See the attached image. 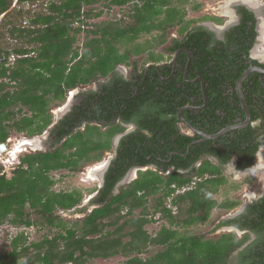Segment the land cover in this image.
<instances>
[{
  "label": "trees",
  "instance_id": "obj_1",
  "mask_svg": "<svg viewBox=\"0 0 264 264\" xmlns=\"http://www.w3.org/2000/svg\"><path fill=\"white\" fill-rule=\"evenodd\" d=\"M100 1L0 0V52L7 58L18 57L15 64L0 66V144H8L11 134L42 135L53 122V103H63L68 92L109 76L120 65L129 66L131 56L151 48V43L146 42L121 52L123 42L133 43L143 34L157 32V44L161 45L166 42L167 30L176 27L183 38H174L166 49L170 60L151 52L144 62L165 63L157 66V71L151 69L146 80L150 85L152 77H157V90L146 89L142 112L145 121L140 124L147 132L141 141L132 140V135L124 139L103 187L93 191L98 192L90 201L94 209L78 208L83 203L79 190L54 191L56 182L51 173H77L85 165L101 161V153L111 147L115 134L124 131L122 127L109 130L105 140L99 127L88 125L85 131L74 132L79 122L78 109L74 107L54 128L57 144L65 138L62 145L48 152L22 155L15 170L4 175L0 166V225L9 222L30 228L34 213L51 231L55 230L52 237L34 243H28L24 232L19 233L12 239L11 249L0 253V264H87L117 256L126 257L125 264H228L248 236L239 240L234 233H228L205 240L185 236L180 229L208 221L215 209L232 210L240 205L228 200L219 203L212 196L228 185L223 165L234 160L235 167L245 171L254 163L261 146L259 138L264 136V74L252 73L243 83L252 116V123L246 128L200 141L197 133L191 136L181 132L178 111L186 105L201 107L197 111L185 110L182 116L209 135L246 119L236 85L250 67V52L257 36L254 15L242 8L241 25L230 30L225 41H219L204 27L192 30L198 19H189L187 9L198 13L203 7L199 0H103L111 7L132 4L133 14L128 21L89 25L88 20L100 18L103 13L84 8ZM203 20L221 22L215 17ZM82 33H87V40L80 49L77 42ZM182 48L191 54L187 80L200 76L205 85L204 108L201 82L190 84L182 71L173 74L172 66L166 65ZM188 57L186 52L178 56L182 70ZM253 63L259 65L256 60ZM113 92L119 90L105 88L98 96V107L112 103ZM92 97L87 92L84 98L85 120L90 118ZM118 107L123 109L124 105L120 102ZM107 110H99L96 119L109 122ZM119 115L131 119L123 112ZM127 139L131 140L128 144ZM213 157L219 165L211 161ZM200 160L201 165L196 167ZM152 165L157 170H141L137 178L116 189L130 169ZM151 200L158 219L157 215L153 220L148 214ZM75 208L83 218L69 224L60 212ZM136 211L140 212L137 216ZM162 220L168 225L164 223L152 236L146 227ZM232 222L264 233V198L227 223ZM259 244L242 253L247 264H264V244ZM151 247L160 250L142 259L140 255Z\"/></svg>",
  "mask_w": 264,
  "mask_h": 264
},
{
  "label": "flooded vegetation",
  "instance_id": "obj_2",
  "mask_svg": "<svg viewBox=\"0 0 264 264\" xmlns=\"http://www.w3.org/2000/svg\"><path fill=\"white\" fill-rule=\"evenodd\" d=\"M229 4L232 5V6H230V5L229 6L231 7V9H233L234 12L230 10L226 13H228L230 15V17L234 16L233 18H235V21H233V18L231 19L228 16H225L229 19V20H227V22L225 24H223L224 22L219 24L217 21L211 22V21L207 20V21H203V22H197L196 24H194L192 26V30L195 28H198V27H204L215 35L216 40L225 41L227 33L230 30L234 29L235 27L241 25L242 20H243V14L241 12V9L242 8L247 9L248 11L253 13V15H254L255 31L257 33V36L255 38V44H254V46L250 52V59H251L250 60V67L258 66V67L264 68V53L262 54V52H260L258 50V48H259L258 46L260 45L261 40L263 39V36H264V32H262V29L264 31V18L260 17V16L264 17V6L261 8L259 6V3L257 2V0H238V1L237 0H233V1L230 0ZM217 19H220V18H217ZM248 23H249V26H252L251 21ZM222 25H223V27L220 28V26H222ZM178 37L179 38H177V39H179V40L183 39L179 35H178ZM182 52H186L189 55L188 60H187V64H186V68L184 70H182V68H184V67H182V64L178 61V56ZM17 58L18 57L15 55H11L9 58H7L5 53L0 52V66L3 63H6V66H9L10 64L13 65V64H15ZM190 59H191V54H190L189 50H187L186 48H182L174 54L173 60L166 63V65L170 64V66H172V73L173 74H175L179 71L180 72L182 71L184 73V80L190 84L197 83L198 81H200L201 82V90H202V85L204 83H202L203 80L201 79L200 76L192 78L190 80H187L188 73L190 71V67H189L190 66ZM253 60H256L259 63V65H255L253 63ZM157 66H165V63H161L159 65H157L155 63L144 64V62L141 60L140 61L130 60L129 66L120 65L109 76H107L105 78H101L98 81H95L94 83L90 84V85H92L91 87H88V86H90V85H88V86H86V89H81V90L79 89L80 91H78V94H76L74 103L71 105L69 104L70 109H68V111L62 117L58 116L56 121H54V117H53L52 124L45 130V132L42 135H37V137H43V135L48 137L43 148H42V145H39V142H37L36 140H29L33 137H28L25 135H24V137H25L24 139L27 141H31V142H26L27 144H25L24 146H21V142L24 141V139H22L19 142V144L21 146V147L19 146V148H21L23 151V148L28 147L30 149V152H27V153H29V154L30 153H37V152H48V151L55 149L54 147L58 148L59 145H62L65 142V138H63L61 140V142L59 144H57L58 138L56 136V133H54V128L57 125H59L62 120H64V118L73 110L74 107H77V109H78L77 110V112H78L77 120H79V122H78L79 124L78 123L76 124L77 126L74 128V132H77V131L83 132L86 130L88 125L91 127H99L100 131L102 133H106V134L112 128H116V127L124 128L123 132L117 133L112 137L111 147L101 153L103 155V157L105 159H107L106 164H100V166H102V167H100V166L96 167V169H99L100 171H98L96 169L92 170L94 173H96L98 171L96 180H99L100 184H101V176L104 173L103 178H104V182H105L106 174L109 171L112 163L115 161V159H118L120 148L122 147L124 139L129 137L130 135H132V140L137 139V140L141 141V138L142 137L144 138V136H143L144 132H147L146 129H144V127L140 124V122L145 121V119H144L145 117H144V114H142V112H143V107H144V100H145V97L147 94L146 89L155 87V90H157V77H152V84H150V85L148 84V82H146V80H147V78H150L149 74L152 73L151 69H153L154 71H157ZM121 67H128V69L124 72V71H122ZM254 73H258V72H254ZM83 87H85V86H83ZM80 88H82V87L80 86ZM105 88L118 89L119 92H113L112 95L109 94V96L110 95L114 96L112 98L113 99L112 103L107 102L106 107H104V108L98 107V105H99L98 96L102 95L103 90ZM87 92H90L93 95V97L91 99V106L88 109L89 110L88 113H89V117H90L89 120H85L82 117V115L85 114L87 111L85 107H82L83 102H84V98H85ZM202 94H203V92H202ZM203 99H204V105L202 106V108H204L207 104V95L205 97V95L203 94ZM119 100H120L121 104L124 105L123 109H119V107H118V105L120 104ZM191 101H193V98H191ZM105 108H108V110L106 111V115L109 116V122H107L106 119H102V120L96 119V117L98 116L99 110L100 111L103 109L105 110ZM200 109H201V107H199V106L186 105V106L179 109L178 117H179V113L181 112V116H182V113L185 110L197 111ZM121 112H123L127 116H131V119H126V117H124V116L122 117L121 115H119V113H121ZM51 113H52V110H51ZM52 115H53V113H52ZM179 119H180V117H179ZM188 123L191 125L190 122H188ZM239 123H241V122H239ZM183 125L186 128H184ZM179 128H180L182 133H184L183 129H185V130H187V132L185 134L191 135V136L195 135V133L192 132L181 121V119H180ZM198 131H200V130H198ZM197 134L199 135V133H197ZM34 137H36V136H34ZM95 138H98V137L95 136ZM43 139L45 140V137ZM202 139L203 138L201 136L200 141H204ZM207 140H210V139H207ZM130 141H131L130 139H127L126 140L127 144ZM259 141L261 142V146H260V148L256 154V157L254 159V163L248 170H245V173H248L250 171H254V170H251V168L254 165L257 168L256 170H258V168H263V167H260L258 165H260L261 163L264 164V159H261V160L259 159L261 156L264 155V136H260ZM6 146H7V144H6ZM211 161L215 164H218V165L220 164V162L218 161L217 158L213 157L211 159ZM15 162H16L15 165L19 164L20 163V157L18 158L17 161L15 160ZM201 163H202V160L197 162L195 166L198 167L201 165ZM192 166H194V165H192ZM15 168H16V166L13 167L11 171L15 170ZM149 168L157 170V166H155V165L147 166V167H133L132 169H130L128 171L125 178L130 174L131 178H133V180H134L135 178H137L139 171H141L143 169L147 170ZM228 168L233 169L232 170L233 173L230 174L233 177L235 176L236 173L240 174V172H244V171L238 170L235 167V161L234 160L231 163L222 166V170H223L224 174L227 173L226 170ZM59 171H62V170H59ZM54 172H56V171H54ZM90 174H92L91 171L88 174V176H89L88 180H90ZM239 176L241 177V174ZM121 182L117 185L116 189H118L121 186L120 185ZM102 187L103 186L100 185L98 187V190L101 189ZM233 189H235V187H233ZM97 193L98 192L95 193L96 196H97ZM95 197H93L92 199H94ZM248 198H249L248 203H245L242 207H241V203H240V205L238 206V207H241L240 209H237V207H236V208H233L232 210H228V212H227L228 214L231 212H233V214L228 215L226 218H223L218 223V225H220V224L221 225L217 229H219V230L222 229L223 234L234 233L236 235L237 239H239V240H242L248 236L247 237L248 239L244 243V245L232 254L228 264H247L246 263V257L243 258L242 253L244 251L248 250L251 246L256 245L257 243L258 244L259 243L264 244L262 242V241H264V233H258V232H255L253 230L240 228L237 224H235L233 222L230 224L227 223L229 221H235L236 219L241 217L245 212H247V210L250 206H252L253 204L262 200L264 198V187H263L261 193L258 195L257 198L254 194H252L251 197H247L246 199H248ZM233 201H238V200H233ZM84 207H88L89 211L94 209V205H91L90 203L88 205H83V203H82V205H80L78 208H84ZM90 207H93V208L90 210L89 209ZM78 208H75L71 211H74L76 213L81 214V212H79ZM71 211H67V212H71ZM61 213H63V212H61ZM253 216H254V214H253ZM82 218H83V215H82ZM256 223H258V221Z\"/></svg>",
  "mask_w": 264,
  "mask_h": 264
},
{
  "label": "rangeland",
  "instance_id": "obj_3",
  "mask_svg": "<svg viewBox=\"0 0 264 264\" xmlns=\"http://www.w3.org/2000/svg\"><path fill=\"white\" fill-rule=\"evenodd\" d=\"M199 2L203 4V7L198 13L192 12L190 9H187L189 10L188 12L189 19H195V20L198 19V22H203L204 17H216L221 19L220 23L224 22L223 24H225L227 20H229L225 16H228L231 19L234 17V16L230 17L229 14L226 13L230 10L233 11V9H231L230 7L232 5L229 4L230 0H199ZM257 2L259 3V6L261 8L264 6V0H257ZM15 5L16 2L14 3L13 7ZM36 5L38 6L39 3H37ZM108 5L109 3L107 1L101 0L96 5L85 7L84 8L85 11H88L89 9H93L94 13H98L100 11L103 13L100 18H93L91 20H88L87 23L89 25H99L100 23L118 22L123 19L124 21L126 20L128 21L129 16L133 14L132 4H129L122 8L115 6L111 7ZM27 8H30V6L27 5ZM187 8L190 7L187 6ZM260 17L264 18L263 16ZM233 21H235V18H233ZM222 27L223 25L220 26V28ZM177 31H178V27L167 30L166 38H165L166 42L161 45L157 44V35H158L157 32H153L150 35L143 34L133 43L123 42L122 46H120L121 52H124L125 49L127 48L131 50L133 49V47H135V45H145L146 42H149L151 43L150 44L151 48L148 51L141 53L140 55L131 56L132 60H137V61L141 60L145 62L148 55L151 52H153L154 55L163 54L165 60H170L169 54L166 51V49L171 45L174 38L176 39L179 38ZM262 32H264L263 29ZM86 40H87V33L80 34L79 41L77 42V47L82 49L83 44L85 43ZM258 47H259L258 50L263 54L264 36ZM121 69L122 71L125 72L128 69V67H121ZM91 86L92 85L88 87ZM81 87L82 88L78 87L77 89L68 92L66 100L63 103L61 104L53 103L51 105L54 121H56L58 116H60L61 113L64 112L66 105L69 104L71 105L74 103L78 91H80L81 89H86V86L85 87L81 86ZM183 132L186 133L187 130L183 129ZM44 137L45 140L43 139ZM24 138L25 137L23 134L22 135L11 134V138H10L11 141L7 144V150L5 152H0V166L4 169V171H11L13 167L17 166L15 165L16 163L15 160L17 161L19 157H21L24 154H27V152H30V149L28 147L23 148V151L22 149L21 150L19 149L20 146L19 142ZM47 138H48L47 136L43 135V137L36 136L29 140H36L37 142H39V145H42L43 148ZM101 138L105 140L106 133H102ZM22 142L21 144H25L26 142H31V141H27L24 139V141ZM106 160L107 159L103 157V159L99 162L89 163L88 165H85L77 173L63 171V170L53 172L51 176L56 183L52 189L56 192L73 191L75 189L79 190L83 194V205H88L96 193V191L95 192L93 191L95 189H98V187L101 185L99 180H88L89 177L88 174L91 170L93 169L95 170L97 166H100V164H106ZM232 170H233L232 168H228L226 170L227 173H225V176L228 179V185L225 187H221L217 194H213L212 198L218 201L219 203H222L227 200L228 201L238 200L241 203V207H242L245 203L249 202V198L246 199L247 197H251V195L254 194L257 198L258 195L261 193L264 187V167L258 168V170H254L242 174L241 177L239 176L240 175L239 173H236L234 177L231 176L230 174L233 173ZM244 179H248V182L243 183L242 181ZM234 186H238V188L233 189ZM153 206H154V201L151 200L149 204L150 211L148 214L154 220V217H156L157 214H155V212L153 211ZM241 207H237V209H240ZM92 208L93 207H90L89 209L91 210ZM227 212L228 210L225 209L224 210L215 209L212 212L211 217L208 221L204 223L196 224L189 228H182L180 229V232L185 236L203 237L205 240L218 239L220 236L223 235V230L217 229L218 223L223 218H226L228 215L233 214V212L229 214ZM61 214L64 221L68 222L69 224H72L73 222L78 221L82 218L81 214L76 213L74 211L65 212V213L63 212ZM139 214L140 212L136 211V216ZM158 217L159 216L157 215V219ZM31 219L34 222V225L30 228L13 226L9 222H5L4 224L0 225V253L4 251H9L11 249L10 245L12 239L21 232H24L25 235L28 237V243H34L40 241L46 236H51V237L53 236L55 230L53 229L51 231L48 226L44 225V222L40 217H38L36 214L33 213ZM164 223L165 225H168L167 222L163 220L158 222L154 221V223L148 225L146 229L152 236H155L160 231ZM158 250H160L159 247L158 248L151 247L146 253L140 256L142 259H146L148 257H151ZM126 261H127L126 257L117 256L107 260L104 259L91 260L87 264H125Z\"/></svg>",
  "mask_w": 264,
  "mask_h": 264
},
{
  "label": "water",
  "instance_id": "obj_4",
  "mask_svg": "<svg viewBox=\"0 0 264 264\" xmlns=\"http://www.w3.org/2000/svg\"><path fill=\"white\" fill-rule=\"evenodd\" d=\"M254 72H258V73H261V74H264V68L262 67H258V66H255V67H249L248 69H246L243 74L241 75V77L239 78L238 82H237V85H236V90H237V94H238V97H239V100H240V103H241V106L244 110V113H245V116H246V119L241 122V123H238V124H235V125H232V126H229V127H226L224 128L223 130H221L219 133L215 134V135H208V134H205L201 131H198L195 127H193L192 125H190L182 116H181V112L179 113V117L181 119V121L194 133H199L200 136H202V140H207V139H217L218 137L232 131V130H238V129H243V128H246L248 127L249 125H251L252 123V116H251V113H250V110H249V107L247 105V102H246V99H245V96H244V93H243V83L244 81L247 79V77L251 74V73H254ZM202 81V80H201ZM203 83V82H202ZM202 92L203 94L205 95L206 97V92H205V86L204 84L202 85ZM68 109H70V105H66L65 109H64V112L61 113V117L68 111ZM7 150V146L6 144H0V152H5ZM256 166L254 165L251 170H256ZM145 170V169H143ZM244 172H240V174H244ZM104 174V173H103ZM103 174L101 176V185L103 186L104 184V178H103ZM133 180V178H131V175L129 174L122 182L120 185H123V184H126V183H129ZM96 196V194L94 195V197Z\"/></svg>",
  "mask_w": 264,
  "mask_h": 264
},
{
  "label": "bare ground",
  "instance_id": "obj_5",
  "mask_svg": "<svg viewBox=\"0 0 264 264\" xmlns=\"http://www.w3.org/2000/svg\"><path fill=\"white\" fill-rule=\"evenodd\" d=\"M233 1V0H232ZM238 1V0H237ZM240 2V1H239ZM236 3V2H235ZM232 14V13H231ZM228 15V14H227ZM230 16V15H229ZM257 54V53H256ZM259 55V54H258ZM25 144H27V143H25ZM25 144H21V146H24ZM20 146V147H21ZM19 149H21V148H19ZM20 151V150H19ZM18 151V152H19ZM16 153V152H15ZM13 156H14V154H13ZM261 159H262V157H261ZM260 159V160H261ZM100 167H102V166H100ZM96 170H98V171H100L99 169H96ZM92 171V170H91ZM98 171L96 172V173H94L93 171H92V174H90V180H96V177H97V173H98ZM100 175V174H99ZM100 177V176H99Z\"/></svg>",
  "mask_w": 264,
  "mask_h": 264
},
{
  "label": "crops",
  "instance_id": "obj_6",
  "mask_svg": "<svg viewBox=\"0 0 264 264\" xmlns=\"http://www.w3.org/2000/svg\"><path fill=\"white\" fill-rule=\"evenodd\" d=\"M262 157V159H264V155L263 156H261ZM261 157L259 158V159H261ZM258 166H260V167H264V164L263 163H261L260 165H258Z\"/></svg>",
  "mask_w": 264,
  "mask_h": 264
},
{
  "label": "built area",
  "instance_id": "obj_7",
  "mask_svg": "<svg viewBox=\"0 0 264 264\" xmlns=\"http://www.w3.org/2000/svg\"><path fill=\"white\" fill-rule=\"evenodd\" d=\"M9 171H3L2 175H4L5 173H8ZM159 216V215H158ZM157 218V217H156Z\"/></svg>",
  "mask_w": 264,
  "mask_h": 264
}]
</instances>
